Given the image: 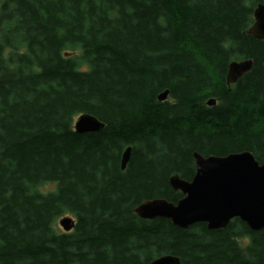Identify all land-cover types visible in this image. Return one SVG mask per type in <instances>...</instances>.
Returning <instances> with one entry per match:
<instances>
[{
  "label": "trees",
  "instance_id": "16d2710c",
  "mask_svg": "<svg viewBox=\"0 0 264 264\" xmlns=\"http://www.w3.org/2000/svg\"><path fill=\"white\" fill-rule=\"evenodd\" d=\"M258 2L0 0V264H264V228L134 213L182 197L168 178L193 177L194 151L264 163V39L246 32ZM82 113L102 130L76 133Z\"/></svg>",
  "mask_w": 264,
  "mask_h": 264
},
{
  "label": "water",
  "instance_id": "95a60500",
  "mask_svg": "<svg viewBox=\"0 0 264 264\" xmlns=\"http://www.w3.org/2000/svg\"><path fill=\"white\" fill-rule=\"evenodd\" d=\"M253 22L246 30L258 39H264V3L258 2L252 13ZM252 67L251 59L233 60L228 64L225 80L235 83ZM168 91L157 95L159 101L167 98ZM215 99H207L206 105H214ZM104 123L89 113L78 115L73 122L76 133H97ZM131 147L121 155V169L130 156ZM195 172L190 180L177 174L168 178L173 190L182 197L175 203L163 198L142 201L134 208L141 219L166 218L179 227L187 228L195 223H205L208 229L224 228L238 218L252 231L264 228V163H259L250 151L231 152L226 155H201L192 153ZM58 224L64 231L74 227V220L63 216ZM147 264H179V258L161 255Z\"/></svg>",
  "mask_w": 264,
  "mask_h": 264
},
{
  "label": "rangeland",
  "instance_id": "374dc122",
  "mask_svg": "<svg viewBox=\"0 0 264 264\" xmlns=\"http://www.w3.org/2000/svg\"><path fill=\"white\" fill-rule=\"evenodd\" d=\"M54 188V184L52 183H48L47 185H45L44 187H42V190H46V189H53ZM59 230H62V228L60 226L57 227Z\"/></svg>",
  "mask_w": 264,
  "mask_h": 264
}]
</instances>
